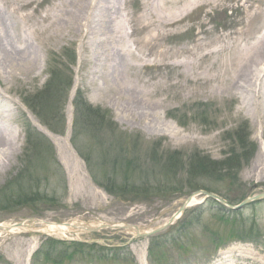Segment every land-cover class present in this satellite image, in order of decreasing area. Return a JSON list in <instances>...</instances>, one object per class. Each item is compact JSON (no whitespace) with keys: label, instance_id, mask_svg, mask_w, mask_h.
<instances>
[{"label":"rangeland","instance_id":"rangeland-1","mask_svg":"<svg viewBox=\"0 0 264 264\" xmlns=\"http://www.w3.org/2000/svg\"><path fill=\"white\" fill-rule=\"evenodd\" d=\"M26 1L0 0L14 53L24 61L13 70L0 65V141L8 143L0 147V225H12L0 229V264H57L55 253L68 256L61 264H264V200L231 213L213 199L201 203L199 195L152 238L124 229L56 234L38 225L14 227L34 217L47 225L82 220L151 230L196 190L210 189L236 204L264 192V59L255 83L232 87L246 51L264 40V0H123L107 32L98 23L99 1L92 0L75 34L62 21L64 0ZM25 42L30 62L21 51ZM118 55L127 62L120 77L111 69L121 65ZM122 86L150 95L148 103L136 113L125 108L116 99ZM77 95L102 108L105 126L96 130L79 116L75 121ZM240 138L252 153L239 169L220 179L175 175L193 155L194 166L240 155ZM172 153L179 154L171 157L179 167L174 173L167 167ZM112 181L166 196L116 197L104 188ZM18 191L52 197L21 202ZM223 215L232 216L239 234L256 235H212L227 230ZM48 238L87 246L57 243L46 255V248L38 250Z\"/></svg>","mask_w":264,"mask_h":264},{"label":"bare ground","instance_id":"bare-ground-1","mask_svg":"<svg viewBox=\"0 0 264 264\" xmlns=\"http://www.w3.org/2000/svg\"><path fill=\"white\" fill-rule=\"evenodd\" d=\"M66 4H63L62 8V21L68 26L69 30L72 33H77L80 28L83 26L84 22H87L88 20V9L91 5L92 0H64ZM98 6L100 8L102 17L100 18V21H98L99 26L101 28L102 32H107L109 29V26L116 22L118 15L121 14L122 6H123V0H98ZM172 1H179V0H161L159 2H162L163 4H168ZM218 1H223V0H218ZM39 2V0H27L26 4H35ZM41 2V1H40ZM52 18V17H51ZM59 19V17L57 18ZM56 20V19H55ZM58 21V20H57ZM132 25L136 27L137 23L136 20H131ZM55 22V21H54ZM172 22V23H171ZM2 23L5 24L4 27H2ZM173 24V21L169 22V25ZM85 24V23H84ZM146 25V24H145ZM112 30V29H111ZM18 34H19V29L17 28ZM20 35V34H19ZM19 35H15L14 38L17 41V37ZM264 38V34L262 36ZM19 42V41H17ZM264 40H261L257 45H253V47L249 48L245 55L243 56V62L241 63L239 70H238V76L236 80L233 82L232 87H240L244 88L242 81H248L250 83H255V78L257 75V70L260 68L261 63L263 62L264 59ZM144 43V42H143ZM14 39L12 38L11 34L8 31V23L6 20V16L4 15L3 9L0 7V65L2 67H5L9 70L17 69L20 66L24 64L23 59L21 58L19 53H14L16 52V47H15ZM22 54L24 58H27V62L32 59V49L31 45H28L25 42L24 49L21 48ZM24 51V52H23ZM99 52V51H98ZM118 58H122L121 65L119 67L112 66L111 69L113 70L114 74L120 77V74L123 71V68L127 65L126 60L123 58V56L118 55ZM33 64L38 65L39 64V57L37 56L33 58ZM30 62V61H29ZM31 64V63H30ZM164 65L166 67H171L172 65L174 68H179L181 65L180 63H168L164 62ZM24 67V66H23ZM115 76V75H114ZM117 77V76H115ZM258 78V77H257ZM116 80V79H115ZM114 81V80H113ZM264 87V86H263ZM125 86H122L120 91L118 89V99L120 103L125 104L126 107L129 110L135 111L136 113V108H142V105H145L148 103L146 100V97L150 95L143 94L138 89L134 88H128ZM127 89V90H126ZM245 89V88H244ZM252 95V94H251ZM8 143L4 140L0 141V147L7 145ZM196 203L197 201H195ZM40 226L41 231H46V232H52L56 234H64L65 232H68L67 229H69L66 226L63 225H56V224H45L44 221L40 222L38 224Z\"/></svg>","mask_w":264,"mask_h":264},{"label":"trees","instance_id":"trees-1","mask_svg":"<svg viewBox=\"0 0 264 264\" xmlns=\"http://www.w3.org/2000/svg\"><path fill=\"white\" fill-rule=\"evenodd\" d=\"M59 83L62 84L63 82L60 81ZM68 86H70V82L68 83ZM60 87H61V85H60ZM30 100H32V99H30ZM76 108H77L76 110H77L78 114L81 111L80 115H76L75 121L77 123H78V116H79L80 117L79 119L82 118L81 121H83V123H85L86 126H91V127L95 128L96 130L103 127V125L105 126V123H106L105 118H104L105 114H104L101 107H93L90 103L85 101L81 95H77L76 96ZM82 114H87V116L83 117ZM77 123H75L74 125H77ZM28 138H29V135H28ZM240 141H241L240 144L242 146V150H241L240 155L232 154L228 159H226L224 161L217 162V163L216 162H211V163L210 162H203V163H200V164H197L196 166H194L195 164L193 163V159L195 158V155H193L192 160L189 163H187L186 166L183 164L182 168L179 170V167H173V165L175 163L178 164V162H176L175 159H171V157H176L179 154L178 153H172V154H170V156H168L169 163L167 164V167L173 173L176 172V170H179L175 175H179V173H181V171H183L186 173V177L187 176L194 177L200 173L198 176L202 177V175L203 176L209 175L211 177H215L217 179H220L224 175H226V173H224V172L239 169L241 167L242 162H245V161L247 162L249 157L251 156V153H252L251 150H249V153L247 151L248 145L243 143L244 142L243 139H241ZM27 150H29V149H27ZM245 151H247V152H245ZM166 163H167V160H166ZM216 164L220 165V166L215 167ZM194 170H196V172H194ZM129 171H131V170L129 169ZM189 180L186 179V181H189ZM104 185L103 186H104L105 190L108 191V193H110L116 197L119 195H125V194L138 195L141 192L146 193L147 195H152V196L155 195L158 197H165L166 196L165 194L160 193L163 191L150 192V190L146 186H140L139 185L140 186L139 187L138 185L132 184L133 186L126 187L123 185H118L116 183H113V181H112V184L106 183ZM172 189H174V188H172ZM194 189H195V187H194ZM208 190L211 191L210 189H208ZM18 194H19L18 198L20 199L19 201H21V202H24L25 200L29 201V200H33V199H44L45 197L47 198V200H50L51 199L50 197H52V196H48V195H42L39 191H34V192H29V193L28 192L24 193L22 191H18ZM219 195H221L222 197H224L228 201L233 202V200L229 199L226 195L221 194V193ZM47 202H49V201H47ZM220 207L222 208V210L224 209L222 207V205ZM223 216H225V215H223ZM231 218H232V216L230 215L228 217L225 216L221 220L222 221L221 228L227 229L228 231L225 230V232H222V230H221L219 232H214L212 235H215V236L224 235L227 237L230 236V238L241 236L240 238H246V239L247 238L252 239L253 238L252 236L256 235V234L251 235L252 234L251 231H246L247 233L245 235H242V234H244V232L242 234H239L238 232H242V231L240 229L236 228V225H234V223L231 222V220H232ZM252 227L253 226H251V229H252ZM247 229L248 228H246L245 230H247ZM225 234H231V235H225ZM57 243L61 244V246L63 245L64 247H68L69 249H72L71 247L87 246L84 243L65 242V241H60V240H56L53 238H48L42 244L41 249L39 251H42L44 248H46V249H44L46 252L45 254L48 255L51 251L50 249L55 248V245H58ZM74 253H76V251ZM74 253L72 251V254H74ZM66 257H68V256L58 257L57 254L55 253V256L51 259L53 260L54 263H60ZM70 258H72V255L70 256Z\"/></svg>","mask_w":264,"mask_h":264},{"label":"water","instance_id":"water-1","mask_svg":"<svg viewBox=\"0 0 264 264\" xmlns=\"http://www.w3.org/2000/svg\"><path fill=\"white\" fill-rule=\"evenodd\" d=\"M200 193H205L207 196L212 197V198H215L216 200H218L222 204L228 206L230 209H239V208H241V207L249 204L252 201H255V200H259V199L264 198V192H261L259 194L254 195V196H248V197H246L238 205H233V204L228 203L226 200H224L222 197L218 196L217 194H214V193H211V192H207V191H195V192L191 193L186 198V200L183 202V204L180 206V208L176 211V213L165 224L159 226L158 228H156L155 230H153L151 233L153 234V233L162 231L165 228H167L170 224H172L173 221L176 218H178L186 210V208L193 202V200L196 198V196L199 195ZM31 220L32 221H35V222H38L39 221L38 219H33V218H31ZM23 225H24V223L23 222H20L16 226H23ZM67 225L68 226H71L73 229H76V228L80 227V228H83V229L88 230V231H98L102 227L103 228H119L120 227V225H116V224H113V225L102 224L101 226H98V227H91V226L88 225V223H74V224L67 223ZM124 227L127 228V229H132L133 228V226L128 225V224L125 225ZM9 228H10V226L4 227V226H1L0 225V229L9 230ZM135 229H136V231H137V233L139 235H148V234H151V233H141L137 227H135Z\"/></svg>","mask_w":264,"mask_h":264}]
</instances>
